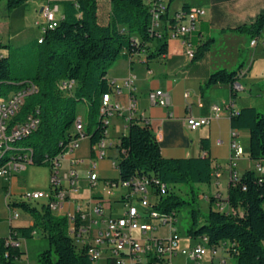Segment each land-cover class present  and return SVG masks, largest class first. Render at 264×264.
Wrapping results in <instances>:
<instances>
[{
    "label": "trees",
    "instance_id": "trees-1",
    "mask_svg": "<svg viewBox=\"0 0 264 264\" xmlns=\"http://www.w3.org/2000/svg\"><path fill=\"white\" fill-rule=\"evenodd\" d=\"M7 10L27 5L30 1L6 0ZM159 0H111V21L101 25L98 19V0H67L60 4L63 17L56 27L46 28L43 40L12 48L0 39V98L5 100L17 89L34 86L18 114L11 120L10 130L23 122L29 115L40 119L39 126L27 137L15 140L0 151V168L18 157L31 156V165L51 166L53 160L67 150L76 137L75 123L78 106H87L89 130L95 122L90 136L91 147L100 142L104 135L101 119V100L106 93H113L115 85L107 78L108 70L120 58L123 48L129 56L140 54L157 43L156 50L148 54L147 60L167 53L170 30L180 23L169 12L175 0H169L160 18L165 22L161 33L151 27V4ZM191 8L184 4L183 16ZM251 38H259L264 30V12L248 26ZM210 48V42L200 46L192 61L200 60ZM240 70V68H239ZM240 79L238 70L220 69L213 72L202 87L203 93L217 84L232 87V101L238 97L234 85ZM74 81V89L64 91L60 84ZM234 130H248L249 158L264 164V114L255 107L242 108L231 114ZM204 156L188 158H165L149 123L141 118L128 122V133L116 145L119 155L116 181H128L136 176H147L169 186L167 195L159 199L157 210L175 213L189 204L175 192L177 186H190L192 202L196 203V184L209 185L212 181L213 161L209 155L208 141L202 140ZM7 190V187L4 188ZM160 188L155 185V193ZM206 214L194 207L190 212L191 224L187 230L189 238L207 237L211 249L225 248L233 263L264 264V175L256 170H247L239 178L231 179L227 189V211L216 208L217 200L212 197ZM7 203L23 210L33 219V225L11 226L7 237L0 238V264H19L25 252L21 240L41 235L48 244L38 258L39 264H95L87 248L77 249L69 235L66 216L56 215L46 203L29 204L9 198ZM37 235V236H38ZM19 243L17 246L15 243ZM222 264V263H221Z\"/></svg>",
    "mask_w": 264,
    "mask_h": 264
},
{
    "label": "crops",
    "instance_id": "crops-1",
    "mask_svg": "<svg viewBox=\"0 0 264 264\" xmlns=\"http://www.w3.org/2000/svg\"><path fill=\"white\" fill-rule=\"evenodd\" d=\"M63 1L67 0L30 1L27 4L32 7L35 26L39 30L36 39L41 36L43 29V26H41L44 22L41 15L43 6L50 3L52 7H56V15L60 19L64 14V8L60 4ZM165 1L169 4V0ZM184 4H188L191 8L206 10V15L196 23L191 38L196 51L200 46L210 42V48L203 58L197 61L189 59L185 55L181 41L178 39L167 41V53L165 55L149 60H147L148 54L156 50V42L151 43L147 51L133 56H129L127 49L123 48L120 58L108 70L107 78L115 82L118 88H121V93L113 96L114 101L126 107L131 97H135L137 115H143V118L150 124L160 144L163 157L204 156L205 151L202 147V140L206 139L208 141L209 155L214 167L221 171V177L209 184L210 192L205 197H212L220 193L222 198L226 200L231 179L229 170L231 133L234 130L231 127V114L245 107L264 110V30L259 38H251L246 31L239 30L243 26L252 24L264 12V0H175L169 8L170 14L172 15L182 9ZM111 11V0H98V19L101 25L110 23ZM0 39L4 42L2 37ZM253 40H257L255 45H252ZM220 69L238 70L240 73V79L236 83L239 88L237 90L238 97L235 101H232V87L229 84H217L203 93L202 87L206 84L209 76ZM132 74L136 77L133 92L123 87L124 81ZM157 90H162L169 95L167 106L152 105L150 103L149 93ZM214 106H218L220 109L217 118L213 116L212 109ZM126 115V113L125 115H118L111 120L107 140V158L98 163L101 179L114 180L119 178V176L118 178L105 176V170L107 165H109V168L115 169L112 162L119 155L116 145L120 138L128 133ZM78 118L81 117L78 116ZM189 118H209L210 123L192 130L188 125ZM237 131L240 144L249 151V131ZM83 140H87V145L82 146V149L76 152V155L83 160V165L79 168L81 194L77 199H85L90 195L87 165L91 157V143L88 133ZM242 161L247 162V166L240 172L239 166ZM255 166L256 162L251 160L248 154V156L235 161L233 171L237 176H241ZM17 176L16 173L9 180L6 179L8 183L4 188L7 187V190L4 191L7 195V201L9 198L13 199V195L18 194ZM212 186L215 187L212 188ZM94 194L100 195L102 191H96ZM114 197L110 200L114 209H118L117 206L121 205L120 200L114 199ZM73 207L74 205L71 203H65V212L59 215H65ZM121 209L122 207L118 210L119 213ZM113 210L111 212L109 207L106 209L108 214H115L116 210L114 212ZM227 210L228 208H226ZM9 215L8 211V218ZM27 216L29 220H27L26 226L33 225L32 217L29 214ZM14 221H8L9 229L11 226L23 227L15 225ZM188 240L190 242L187 246L192 244V240ZM219 254V264L222 261L228 263L233 261L224 250H221ZM211 264H216L213 256Z\"/></svg>",
    "mask_w": 264,
    "mask_h": 264
},
{
    "label": "built area",
    "instance_id": "built-area-1",
    "mask_svg": "<svg viewBox=\"0 0 264 264\" xmlns=\"http://www.w3.org/2000/svg\"><path fill=\"white\" fill-rule=\"evenodd\" d=\"M167 6L168 3L165 0H159L151 4V27L154 31L162 32L165 22L161 20L160 13L164 12ZM56 14V7H52L50 3L43 6L41 15L44 22L41 26L56 27L59 22ZM205 15L206 10L202 8H193L185 16L182 15L180 10L173 14L180 23L175 29L170 30L169 39L180 40L185 55L191 60L196 53L191 41L192 34L195 31L196 23ZM43 36V33H41L40 39L43 40ZM256 43L257 40H253L252 45ZM135 78V75L132 74L124 81L123 87L133 92L135 90ZM113 84L115 85V82ZM75 85L74 81H64L60 84V88L69 91L74 89ZM234 88L239 89L237 84L234 85ZM33 93L34 86L28 85L15 90V95H11L7 102L0 105V151L11 142L27 137L39 126L40 119L32 114L10 130L11 120L18 114L26 98ZM120 93L121 88L115 85L113 93H106L102 96L100 114H102V124L106 137L91 147V157L87 165L90 195L85 199H77L81 194L79 168L83 165V160L76 155V152L81 141L87 136L85 123L81 118H78L74 127L76 137L68 144L67 150L58 155L52 162L50 191L48 193L27 191L22 193L16 201L42 204V198H51L54 214L56 215L64 214L65 203L74 205L73 209L63 215L68 220L69 235L73 239L75 248L87 247L88 255L91 256V260L95 264H99L100 261H104V264H174L173 260L180 256L199 264L205 255L210 253L215 256L219 250L225 251L223 247L218 249L209 248L207 237L195 240L188 238L192 240V244L187 247L181 245V235L176 226L178 216L175 213L160 212L156 208L159 199L169 192L168 185L147 176H136L128 181L100 178L98 163L107 158L108 127L111 125L112 118L126 113L127 123L132 118H141L144 123H148L143 115H137L135 97H131L126 107L113 100V96ZM148 98L152 105L167 106L169 104V95L162 90L150 92ZM212 110L213 116L219 117V107L214 106ZM209 123V118L188 119V125L192 130L199 129ZM231 138L229 170L231 179L236 180L239 176L233 171L235 161L245 157L246 154L238 140L237 130H232ZM31 161V156L18 157L17 160L8 161L0 168V177L9 180L20 169H24L26 164H30ZM112 166L116 169L117 160L112 162ZM255 170L257 173L264 175V164L256 163ZM220 177L221 171L213 165L212 181L219 180ZM155 185L160 188L157 194L154 191ZM121 188H127V191L122 192L119 196L122 206L121 212L108 214L107 207L111 212L114 209L110 199L114 197L116 190ZM99 190L102 191V194H94ZM212 197L217 200L216 208L220 211H226L228 205L221 194L217 193ZM212 197H206L208 202ZM136 200L140 203V208L135 205ZM7 206L10 213L9 220L18 219L20 214L17 209L8 203ZM162 225L169 226L168 236L163 237L157 234L158 227ZM34 235L37 236L38 234L34 232ZM15 244L17 245V243ZM221 263L227 264L228 262L222 261Z\"/></svg>",
    "mask_w": 264,
    "mask_h": 264
},
{
    "label": "rangeland",
    "instance_id": "rangeland-1",
    "mask_svg": "<svg viewBox=\"0 0 264 264\" xmlns=\"http://www.w3.org/2000/svg\"><path fill=\"white\" fill-rule=\"evenodd\" d=\"M7 1L0 0V38L2 37L4 42L10 44L12 48L23 46L30 41H33L37 38L38 29L35 26V19L33 16V10L30 5H23L18 8L13 9L12 11H8ZM4 99L3 97L0 100ZM264 114V110H260ZM78 116H80L85 123V126L88 122L87 116V106L85 104H80L78 106ZM95 122H92L89 127L90 131L95 129ZM111 125H109L108 130H110ZM86 128V131H89ZM84 144V145H83ZM87 145V140H83L80 143L79 149H82V146L85 147ZM245 148V147H244ZM246 156H248L249 151L247 148L244 149ZM84 152V150H83ZM81 153V152H80ZM81 159V158H80ZM247 166V162H240L239 170H244ZM105 176L109 178H118L119 173L116 169L109 168V165L106 167ZM253 167L251 170H254ZM247 170V169H246ZM18 176L16 177L17 186H18V194L13 195L12 200L18 199V196L27 191H42L44 193H48L50 191V171L49 167L44 165H31L26 164L24 169H20L18 171ZM8 180L4 177H0V238L7 236L9 234V218H8V206H7V195L4 191V186H6ZM215 186H212L214 188ZM190 186H177L175 192L181 196L182 199L189 202V204H184L181 208H179L178 213V221L176 226L180 233L181 245L183 247H187L189 244V236L187 234V230L190 228L191 219L190 212L192 208L199 209L201 214H206L208 212L209 203L206 200L205 195L210 192L209 185L207 184H196L193 186V190L196 193V203L190 204L192 202V192ZM223 190V189H222ZM87 192V190L85 189ZM127 188H121L116 190L114 199H119V196L122 192H126ZM224 191V190H223ZM45 201L43 200L42 203ZM135 205L139 208L140 203L136 200ZM121 205H118L115 213H118ZM20 214L19 219L14 221V224L18 226H26L28 216L27 214L21 210L17 209ZM158 235L163 237L168 236L169 234V226L162 225L158 227L157 231ZM21 247L25 254L23 255L22 260L19 264H39L38 258L39 255L48 247L47 241L41 237V235L36 236L33 239L23 241L21 240ZM213 256L216 264L220 263L219 253ZM212 255L209 253L203 257L199 264H211ZM174 264H198L191 260H186V258L180 256L176 257L173 260ZM233 263V261L231 262ZM99 264H104V261H100Z\"/></svg>",
    "mask_w": 264,
    "mask_h": 264
},
{
    "label": "bare ground",
    "instance_id": "bare-ground-1",
    "mask_svg": "<svg viewBox=\"0 0 264 264\" xmlns=\"http://www.w3.org/2000/svg\"><path fill=\"white\" fill-rule=\"evenodd\" d=\"M54 26H43V29H42V32L41 33H44V30L46 29V28H53ZM11 95H15V92L14 93H12ZM11 95H10V97H8V98H11ZM8 98L7 99H5V100H0V105H3V103L4 102H7V100H8ZM101 119H102V114H101ZM45 201L44 203H46L49 207H50V210L54 213V206H52V199L51 198H42V201ZM17 246H19V243L17 242ZM82 248H87V247H78L77 249H82ZM87 252H88V250H87ZM91 257V256H90Z\"/></svg>",
    "mask_w": 264,
    "mask_h": 264
}]
</instances>
